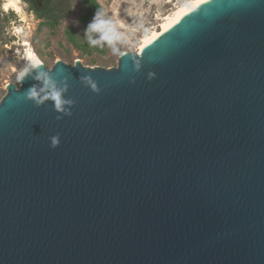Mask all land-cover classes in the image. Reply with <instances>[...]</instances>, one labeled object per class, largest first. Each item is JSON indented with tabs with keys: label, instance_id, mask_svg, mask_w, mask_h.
Wrapping results in <instances>:
<instances>
[{
	"label": "water",
	"instance_id": "water-1",
	"mask_svg": "<svg viewBox=\"0 0 264 264\" xmlns=\"http://www.w3.org/2000/svg\"><path fill=\"white\" fill-rule=\"evenodd\" d=\"M48 81L65 111L18 99ZM6 89L0 264H264V0H208L117 65Z\"/></svg>",
	"mask_w": 264,
	"mask_h": 264
},
{
	"label": "rangeland",
	"instance_id": "rangeland-1",
	"mask_svg": "<svg viewBox=\"0 0 264 264\" xmlns=\"http://www.w3.org/2000/svg\"><path fill=\"white\" fill-rule=\"evenodd\" d=\"M6 1L0 0V102L7 94L8 83L19 84L18 73L28 65L23 58L26 50L37 54L46 67H53L61 60L69 65L80 61L90 68H108L117 65L124 52L136 51L147 31L159 25L158 17L186 0L170 3L169 0H97L103 7L101 18L110 21L101 28L104 38L98 39V48L91 47L80 22L82 0H70L69 16L55 27L45 26L23 0H20L22 15L5 11ZM17 28L22 30V35L16 33ZM70 29L79 47L69 39ZM82 44L89 46L88 52L80 48Z\"/></svg>",
	"mask_w": 264,
	"mask_h": 264
},
{
	"label": "trees",
	"instance_id": "trees-1",
	"mask_svg": "<svg viewBox=\"0 0 264 264\" xmlns=\"http://www.w3.org/2000/svg\"><path fill=\"white\" fill-rule=\"evenodd\" d=\"M23 1L29 5L31 11L35 13L38 19L43 20L44 21L43 24L48 27H55L56 24H58L62 18H66L70 14V9H71L70 0H23ZM97 11L99 12L103 11V7L97 2V0H82L79 19L85 28L90 22V19L94 17ZM68 33L71 42L75 44L77 47H79L74 37V33L72 29H70ZM103 33L104 32L100 29V31L92 32L88 34V36L90 35V38L92 40L98 41L100 37L101 39L104 38ZM82 45L83 46H81L80 48L88 52L90 49L89 46H87L86 44H82ZM97 46L98 43L96 44L91 43V47L98 48Z\"/></svg>",
	"mask_w": 264,
	"mask_h": 264
},
{
	"label": "bare ground",
	"instance_id": "bare-ground-1",
	"mask_svg": "<svg viewBox=\"0 0 264 264\" xmlns=\"http://www.w3.org/2000/svg\"><path fill=\"white\" fill-rule=\"evenodd\" d=\"M208 0H186L180 4H176L171 12L168 14H165L162 17H158L159 25L157 27L151 28L147 31V33L141 38L139 46L137 48V52L143 51L152 41L157 39L160 35H162L164 32H166L168 29H170L172 26H174L178 21H180L185 15L193 11L195 8L200 6L201 4L205 3ZM169 3L172 2V0L168 1ZM21 1L20 0H7L6 3H4V10L5 11H13L17 14L23 13L22 7H21ZM19 8L20 11L17 12L16 9ZM16 33L19 35H22L23 32L20 28L16 29ZM26 46L28 44L25 43ZM31 51L32 54L40 61V65L43 64L42 60L39 58L37 54H35L31 49L26 50L24 55V60L27 62V68L28 71L30 68H32V61L28 59L27 53ZM26 68V67H25ZM24 68V69H25ZM23 69V70H24ZM21 70L18 73V77L20 73L23 71ZM17 83L20 82V79H17ZM9 84V83H8Z\"/></svg>",
	"mask_w": 264,
	"mask_h": 264
},
{
	"label": "clouds",
	"instance_id": "clouds-1",
	"mask_svg": "<svg viewBox=\"0 0 264 264\" xmlns=\"http://www.w3.org/2000/svg\"><path fill=\"white\" fill-rule=\"evenodd\" d=\"M16 11L19 12L20 9L17 8ZM108 23H110V21L103 20L101 18V13L99 11H97L95 13L93 19L88 23L87 27L85 28V33L90 34L92 32L100 31V29ZM89 40H90V43H92V44L98 43V41L92 40L90 38V35H89ZM27 55H28V59L33 62L31 65L32 67H39L40 66V61L32 54L31 51H29L27 53ZM27 72H28V68L26 67L20 73L18 79H20L22 81L24 76L27 74ZM84 79L91 85L92 89L96 88V84L92 83V80L90 77H85ZM47 86L51 89V92H50V94L45 95L42 98L38 97V93L34 88H30L23 93V97H18V99H20V98L32 99V100L36 101L37 105L43 104L45 100L51 99L55 102V108L57 111H60V112L65 111V109L63 107L64 104L70 103L69 101H65L64 99H62V93L67 90L66 87L63 89H58L56 87V85L53 84L51 81L47 82ZM60 144H61V137L59 134H56V135L50 137L51 148L56 149V148L60 147Z\"/></svg>",
	"mask_w": 264,
	"mask_h": 264
}]
</instances>
